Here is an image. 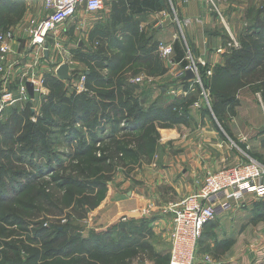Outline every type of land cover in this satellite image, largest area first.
Instances as JSON below:
<instances>
[{
	"label": "rangeland",
	"instance_id": "rangeland-1",
	"mask_svg": "<svg viewBox=\"0 0 264 264\" xmlns=\"http://www.w3.org/2000/svg\"><path fill=\"white\" fill-rule=\"evenodd\" d=\"M213 1L218 5V0ZM261 2L263 3L264 0L247 1L248 5L250 3L254 7L257 5V9H263ZM41 5L43 4L33 1L0 0V33L4 29H14L18 35H21V41H15L16 45L27 48V55L40 47H35L32 44V37L29 33L30 23L27 24V21L24 23L25 18L31 14L34 15L36 12L39 14ZM214 14H216L217 23L221 20L223 26L225 23L228 25V20H222L213 8ZM111 15L110 5H107L104 11L98 14L88 15L82 12L79 19L80 21L84 19V21L70 22L63 25L54 34H50L46 40L50 45V58L47 61L45 56L40 54L39 63L44 79V92L37 96L35 103L22 101L14 106H7L10 104L3 103L4 109L0 113V264H170L171 228L169 224L170 220L173 219V214L170 219L169 217L164 219L165 222L160 221V224H155L159 220L158 217L151 216L152 214H142L141 218L136 219L137 223L134 221L136 227L127 229V227L119 226L120 223H127L125 225L129 226L130 220H135V218L128 216L126 217L127 221L124 220L125 222L120 220L114 226L95 230L88 228L85 222L91 212L88 213L89 210L85 202H83L85 205L82 207H79L77 203L73 207L66 206L73 204L69 191H76L78 187H57L56 182L52 181L53 176H61L62 174V176L72 174L73 177H80L81 173H78L77 170H87L89 166L95 167L92 161L95 158H102L104 155L110 157L104 165L119 166L113 173L106 176L112 180L116 178L119 180L118 177L124 176L126 171L134 170L137 167L141 168L143 163L150 162L154 154L158 127L153 122L158 116L152 114L153 118L143 117V113L138 110L141 108L148 109L152 104L151 100L148 99L154 96L158 97L159 92L153 89L142 90L133 85L135 83L133 80L141 73H145L151 78L165 76L167 73L168 59L162 58L160 54L158 56L156 51L159 47L156 40L159 33L155 35L151 32L156 28L157 20L146 17L147 15H138L131 24L115 25ZM160 17L164 19V17ZM242 17L240 16L241 21L244 20ZM231 19L233 20V17H230ZM235 21L233 20V22ZM164 26H166V22L160 27ZM223 26L218 24L217 27L219 30L225 29L223 31L227 42L228 34L226 26ZM246 31L250 32L249 29ZM159 37L166 41L164 35L160 34ZM150 38L154 41H151ZM151 49L154 54L146 62V57L139 52ZM109 54L111 56L118 55L124 62L132 59L135 55L144 58L143 63L136 64L123 75L117 74L119 69V71H114L109 75V72L102 75L111 79L115 85L125 87V89L119 90L116 97L121 99L131 97L135 95L136 90L143 92L138 94V97L141 96L142 106L138 103L132 105L128 99H122L121 104L118 105L120 109L116 111L113 108L107 110V104L100 103L92 111L94 116L90 120L81 121L75 127L70 128L72 106H70L69 101H71V96L77 95V91H85L87 82L90 85L91 83L95 84V81L87 78L85 73L86 71H93L97 63H100L104 68L109 63ZM62 64H67L70 67V80H62L57 75V69ZM119 64H122V61H119ZM33 67L35 68V66ZM83 76L86 77L84 86L80 85ZM212 78L207 80V87L204 85L208 90H210L209 83ZM52 79L62 83L64 95L61 97L54 96L50 101L49 87L54 84ZM230 86L228 85V87ZM107 87L105 86V90L102 91H109L106 90ZM198 88L200 89V87ZM211 95L213 96L210 91V97ZM90 97H92L91 94ZM15 98L16 96L13 99ZM87 101L86 99V103ZM161 101L165 103L166 98ZM125 104L130 106L126 108ZM130 110L132 114H130V121L121 120L128 116ZM134 112L136 114H133ZM12 115L13 117H11ZM9 117H18L19 119L16 137L10 135L11 132L14 134L13 129L15 127L10 125ZM109 117L116 120L105 123L103 120ZM134 117L137 119L136 121ZM96 119H99V122H92ZM39 120L45 121L48 126L39 124ZM30 123L33 127H40V137L35 144L34 141L32 142ZM158 125L160 127L170 126L167 122ZM90 130L92 132L89 135ZM74 131L79 134L83 133L85 137L79 135L76 138L74 136L76 140L71 142L70 132ZM91 135L94 136V140L101 138V143L92 145L94 140H92ZM107 136H114V140L104 139ZM141 137L147 139H145L146 145L145 143L142 144ZM83 139L85 140L83 141ZM118 140L124 149L134 148L136 153H124L123 157L121 154L114 155L112 148L119 143ZM82 143L86 144V147H82L85 154L80 156L79 152L83 151L80 147ZM42 148L44 151H48L49 156L42 153L43 158L37 157ZM143 148L145 149L144 152ZM101 155L103 156L101 157ZM72 171H76V173ZM17 173L22 176L19 180L14 181L13 176ZM96 179L88 181L89 185L84 184L85 182L79 185L82 187L87 185L90 197L96 196L95 201L98 202V198L106 197L109 182L103 190H95L92 193ZM46 183L49 184V188H53L51 193L63 204L61 208L67 207L61 217L48 216L44 212L28 219L27 214H25L27 212H25L22 213L23 217L17 216V225L6 221V215L14 213L20 205H24L19 203L23 201L21 199L23 192L33 187L41 190ZM81 186H79V190H82ZM77 194L83 195V191H78ZM23 202L27 203V199ZM263 205L264 198L246 196L243 200L234 203L233 212L229 215L217 217L209 222L205 226L204 234L198 243L195 264H233L238 257L235 252L244 254L253 248L261 252L262 257L259 259L260 263H257L258 260H253L250 264H264V212L259 211ZM83 211H87L88 214L83 215ZM30 214L36 213L31 211ZM142 220L147 222L145 221L143 224ZM141 224L144 227L138 228V225ZM142 229L145 231L143 235L138 236V233L134 232ZM56 237L62 239L59 245L64 244V240L75 239L80 248L78 252H85V254L72 256L74 255L72 253L69 256L64 254L63 257H44L51 249L48 244H52ZM241 237L245 242L243 243L244 247L238 251L234 250L235 244ZM12 247L14 251L11 250ZM59 249L61 248H53L52 253L56 254ZM248 261L246 260L241 264H248Z\"/></svg>",
	"mask_w": 264,
	"mask_h": 264
},
{
	"label": "crops",
	"instance_id": "crops-1",
	"mask_svg": "<svg viewBox=\"0 0 264 264\" xmlns=\"http://www.w3.org/2000/svg\"><path fill=\"white\" fill-rule=\"evenodd\" d=\"M247 1L218 0V5L215 3L217 12L220 11L221 13L218 16L222 20H228V25L225 23L224 26L220 22L221 20L217 23L216 14L213 15V6L207 0H187L186 2L169 0L170 10L141 14V16L147 15L146 17L157 20L156 28L151 32L155 35L159 33L156 38L159 47L161 45H173L175 47L178 43L186 52L187 44L195 57L206 61V69L214 73V71L223 70L227 63V58H220L215 54L216 49L226 42L223 27L226 26V30L229 29L241 43V46H244L246 41L245 27L253 24L257 17L262 19L261 23L264 22V2H261L263 9H257V5L256 7L250 3L248 5ZM171 2H173L174 8ZM261 4H259L260 7ZM39 8V14L36 12L34 15L27 16L24 23L27 21L28 24L33 18L42 19L48 14L44 5ZM240 16H243V21L240 20ZM230 17L236 21L233 22ZM81 20L84 21V19ZM82 21L78 19L76 22ZM164 21L166 26L160 27L165 24ZM218 24L223 26L222 30L218 29ZM145 30L147 31V29ZM160 34L166 37V41L159 37ZM252 35L254 40L264 37L259 31ZM17 38L18 41H21V35L17 34ZM11 45L16 55H10L7 63L0 62V66L4 65L7 68L10 76L7 77V87L11 89L9 92L16 96L19 83L27 77L28 73H34L40 77L43 75L40 71V60L38 61V57L35 55L37 50L27 55V48L18 47L14 42ZM48 47L49 50L44 53L47 61L50 58L49 44ZM159 47L156 50L158 56L160 54ZM261 61L262 64L256 69L254 68L246 77L240 78L241 87L235 94V102L232 103V106H228L220 117H217L213 111L214 105L217 104L215 97L211 95L209 106L207 101L198 95L200 89L189 93L187 97L171 94L173 90L179 89L186 92L189 89V85L185 83L189 79L182 80L180 78L184 73V66H182L183 61L178 62L176 60V52L168 59L165 76L151 78L145 73L139 74L137 77L145 75L149 81H145L143 84L132 82L134 86L146 91L153 89L159 92L158 97L154 96L148 99L151 100L152 104L146 110L141 108L143 111H148L155 103H164L161 100L166 98L164 105L175 103L176 107L183 108L181 110L185 112L178 119L168 120L167 123L170 126L160 127L158 124L165 122L154 121L158 127V138L151 161L143 163L141 168L137 167L134 170L126 171L124 176L118 177L119 180L116 178L109 182L105 199L97 209L89 213L85 220L87 227L95 230L105 229L114 226L120 220H126L125 218L128 216L136 220L141 218L142 214H152L151 216L158 217L159 220L155 224H160L165 222L164 219L172 217V213H165L164 210L197 193L208 175L239 166L251 160L264 166V58ZM11 62L15 63V67L10 65ZM33 62H38L39 67L31 68ZM101 70L98 69L102 75L110 73L109 69ZM85 74L88 76L90 72L86 71ZM4 78L5 75L0 74V88L4 84ZM82 84L81 79L80 85ZM93 87L97 88L95 84ZM121 89H125V87L115 85L106 90L114 91L117 94ZM85 92L90 93L97 104H107L108 107L112 103L120 105L122 99H128L129 102L138 103L142 106L141 96L138 97V94L143 92L137 90L135 95L131 97L122 99L116 97L109 101L107 99L100 100L95 92L89 91L87 88L85 91H77V94H84ZM198 102L201 105L200 108L195 106ZM114 120L116 119L109 117L104 119V122L110 123ZM127 120L130 121V118ZM233 209L234 207L219 217L229 215ZM138 214L140 215L136 216ZM169 227L172 231L173 219L170 220ZM243 243L245 242L241 237L235 244L234 250L238 251L243 248ZM247 248L249 249V246ZM252 250L250 249L244 254L235 252L238 257L233 264H241L246 260H249L248 264L253 260H258L257 263H260L261 252L254 250V248Z\"/></svg>",
	"mask_w": 264,
	"mask_h": 264
},
{
	"label": "trees",
	"instance_id": "trees-1",
	"mask_svg": "<svg viewBox=\"0 0 264 264\" xmlns=\"http://www.w3.org/2000/svg\"><path fill=\"white\" fill-rule=\"evenodd\" d=\"M169 0H112L111 2L108 3V5L111 6V17L112 20L114 22L115 25H128L131 24L134 20V18L138 15L141 14H147V13H158V12H162L165 10H170V5H169ZM255 22L251 25H247L245 27L244 30V34L246 35L245 38V43L244 46H242V48L240 50H238L237 52L232 53L229 56H225L224 58H227V63H226V67L219 71L216 72L214 71L213 74V78L210 77H206V72L208 71L205 68H202V73H203V82L204 85L207 87V80L211 79V82L209 83V89L211 91V93L213 94V97H215V99L217 100V106L214 105L213 107V111L217 114V117H220L221 114L224 113V111H226L228 106H232V103L235 102V94L237 93L238 89L241 87L240 84V78L242 79V77H246L248 75V73L252 72V70H254V68L256 69L257 66H259L260 64H262L261 60L264 58V37H261L259 40H254L253 37V33L259 31L261 34L264 35V22L261 23V18H255ZM247 29L250 30V32L246 31ZM150 40L152 41L153 39L150 38ZM154 41V40H153ZM175 52H176V60L178 62H182V66L186 65V62L184 61L185 59V52L182 50V48L180 47V45L177 43L174 47ZM152 49L151 50H143L141 53L139 52V54H142L143 56L146 57V62L149 59V57L152 56ZM110 55V54H109ZM140 55H135L132 59H129L127 62H124V60H122L120 57H118V55H114V56H109V63L103 68L100 63H97V66L95 68H93V71H90V75L87 76V78L89 79H93L92 81H95V85L97 86V88L93 87V83H91V85L87 82V88L90 91H93L97 94V97L100 100H112L116 98V93H114V91H102L105 90V86H108L107 88H110L111 86H115L114 82L109 79L108 77H103L102 74H100L101 72L98 71L101 69H109L110 73L116 71H119L117 74L119 75H123V73L130 71L136 64L139 63V65L141 63H143V59L142 57H139ZM108 59V58H107ZM119 61H122V64H119ZM145 64V63H144ZM122 66V67H121ZM122 68V69H121ZM125 69L124 72H122V70ZM102 71V70H101ZM109 73V74H110ZM108 74V75H109ZM112 75V74H111ZM117 77V76H115ZM119 80H121V78H119ZM52 81L54 82L53 86L49 87L50 88V101L53 99L54 96H63L64 93L62 91L63 89V85L60 81L56 80V79H52ZM90 81V80H89ZM230 83V84H229ZM111 84V85H110ZM110 85V86H109ZM227 85V86H226ZM228 85H231L230 87H228ZM98 86H100V88H98ZM104 86V87H103ZM103 87V88H101ZM101 90V91H100ZM116 90V88H115ZM56 92V93H55ZM62 92V93H61ZM103 92V93H102ZM55 93V95H54ZM99 94V95H98ZM105 96V97H101V96ZM63 98V97H62ZM86 99L88 100L86 103ZM71 101H69L70 106L71 107V111H70V128L71 127H75L76 124H79L81 121H86V120H90V118H92V111L97 107V103L96 101L90 97V94L88 95L87 93H82V94H73L70 98ZM130 104H135L134 102H130ZM126 108H128L130 105L129 104H125ZM107 110L113 108V110L118 111L120 109V107L118 106V104L112 103L110 107H108V105L106 106ZM173 108H175L173 110ZM135 109V107H134ZM183 109V108H181ZM179 107H176L175 103H169V104H165L164 103H155L148 111H143L142 109H139V112L143 113V117H149V118H153V115H156L158 117H156L154 120H161L163 122H167L168 120H175L178 119L179 117L183 116V113L185 111L181 110ZM131 114V110L130 112L128 111V116L125 117L126 121L129 122L127 119L130 118ZM133 114H136L135 112ZM141 114V113H140ZM153 114V115H152ZM137 116V115H136ZM13 117V115L11 116ZM9 117V122L10 125H13L15 127V129H13V133H10V135L12 137H16V133L18 132V124H19V119L18 117H14L11 118ZM43 118V117H42ZM135 118V117H134ZM133 118V119H134ZM121 120H124V118H122ZM137 119L135 118V121ZM153 120V121H154ZM96 121L99 122V119H96ZM104 121V120H103ZM39 124H42L44 126H48L47 123H45V121H38ZM37 123V124H38ZM154 123V122H153ZM32 123H30L31 126V135H32V142L34 141V144L37 143V139L40 137V127L38 126H34L31 125ZM224 127V126H223ZM225 129V128H224ZM226 130V129H225ZM70 131H72L70 129ZM157 131V130H156ZM92 131L90 130L88 133L90 135ZM1 133V130H0ZM79 135L81 137H85V135L79 134L77 133V131L74 132H70V136L72 137V139L70 138V141L73 142L75 141V137L78 138ZM84 135V136H83ZM75 136V137H74ZM230 136V135H229ZM92 140H94V136L91 135ZM158 138V132L156 133V139L155 142L157 141ZM89 139V137H88ZM101 139V138H100ZM99 138H96L93 142L92 145H96L97 143H101V140ZM104 139H109V140H114V136H107V138ZM140 139H142V144L145 143V141L147 140L144 137H141ZM146 139V140H145ZM85 139H83L84 141ZM31 142V144H32ZM118 144L114 145L112 149H114L113 154L114 155H118L121 154V156L123 157L124 153H136L134 148H129V149H124L122 144H120V140H118ZM156 144V143H155ZM146 145V143H145ZM81 150L82 147H86L85 143H82L80 145ZM90 150V148H89ZM89 150H87L89 152ZM144 152V148L142 149ZM40 154H37V157L43 158V154L42 153H46L47 156H49L48 151H44V149L42 148L40 150ZM37 153V151H35ZM85 154V151H81L79 152L80 156H83ZM140 155V154H139ZM103 155H101L102 157ZM110 157H107L106 155H104L102 158L99 159H94V161H92L95 164L94 166H89V168L83 169L81 170H77L78 173H81L80 177H73L72 174L68 175V176H53L52 177V181L56 182V186L58 187H63V186H73V188L78 187L76 191L70 190L69 194L72 196L71 197V201H73V204L71 205H66L67 207H73L74 204L77 203V205L79 207H82L83 205L86 204L87 208H88V213L90 211H93L95 209H97L99 207V205L103 202V200L105 199V196L103 198H98L96 202V196L95 197H90L89 192H88V188L87 185H89L90 183H87L88 181L90 182L91 180L96 179L95 186L94 189H92V193L96 191L103 190L104 188H106L107 183L110 182L112 180V178H108L106 175L113 173L115 171V169L119 166H114V165H104L106 164V161L109 159ZM121 160V159H120ZM92 169V170H91ZM103 169V170H101ZM106 169V170H105ZM50 170V169H48ZM105 170V171H104ZM11 172H14L12 170H9ZM87 171V172H86ZM74 172V171H72ZM76 173V171L74 172ZM22 175L20 173H17L13 176V180L17 181L20 179ZM83 180V181H81ZM104 180V182H102ZM87 184L86 187H82L81 185H79L80 183ZM13 183V182H12ZM49 184H44V188L41 190L36 189V187L31 188L25 192H23L21 199H23V201L25 199H27V203L21 201L19 203H22L24 205H20V207L18 209H16V211H14V213L6 215V221L7 222H12L13 225H17V216L23 217L22 213L27 214V218L31 219L32 217L35 216H39L41 213L46 212L48 216H52V217H61L63 211H65L67 209V207L65 208H61L63 207V204L57 199V197L52 194V190L53 188H49L48 187ZM51 186V185H50ZM79 186H81L82 190H79ZM5 188H7V186H4ZM3 187V189H4ZM85 190V191H84ZM94 190V191H93ZM99 190V191H100ZM78 191H83V195H79L77 194ZM79 197H81V199H79ZM102 197V196H101ZM85 202V204L83 203ZM27 210V211H25ZM75 210V209H74ZM33 211L36 214H30V212ZM87 211H83V215H87ZM259 211L264 212V205L262 208L259 209ZM126 219V218H125ZM124 221V220H123ZM127 221V219L125 220ZM124 221V222H125ZM134 221L135 223H137V220L131 219L129 226H126L125 224L127 223H120L119 226L120 227H127V229H130L131 227H136L134 226ZM146 220H142L143 224ZM147 222V221H146ZM141 225H138L140 228L144 227ZM116 227V226H115ZM135 233H138L139 235H143L144 234V229L142 230H135ZM134 234V233H133ZM204 234V233H203ZM127 239V238H126ZM60 238L56 237L53 241L52 244H48L49 248H51L45 255L44 257H52V256H57V257H63V255L65 254L66 256L71 255L72 253H74L75 256L76 254H78L79 256L81 254H85V252L81 253L78 252L79 245L78 243L75 241V239H71V240H64V244L59 245L61 243ZM129 240V239H128ZM66 241H68L66 243ZM131 241V240H129ZM62 246V247H60ZM53 248H61L59 249V251H56L57 253L54 254L52 253ZM11 250H13V247L11 248ZM14 251V250H13ZM65 256V257H66ZM18 264V263H15Z\"/></svg>",
	"mask_w": 264,
	"mask_h": 264
},
{
	"label": "built area",
	"instance_id": "built-area-1",
	"mask_svg": "<svg viewBox=\"0 0 264 264\" xmlns=\"http://www.w3.org/2000/svg\"><path fill=\"white\" fill-rule=\"evenodd\" d=\"M11 1H33L44 5L48 14L42 19L33 18L30 20L29 33L32 37V44L38 52L35 55L40 60V54L49 50L47 38L50 34H54L63 25L70 22H76L79 15L85 12L88 15L98 14L104 11L106 6L112 0H11ZM187 0H181L186 2ZM212 4L215 12L216 5L213 0H207ZM171 5L174 8L173 2ZM224 20V19H223ZM17 32L14 29L2 30L0 33V62L7 63L10 55H16L11 43L18 41ZM228 40L216 49L215 54L224 58L242 48L241 43L233 36L231 31L227 29ZM27 47V44H26ZM39 49V50H38ZM42 49V51H40ZM34 50V51H36ZM161 56L169 59L175 53L173 45H161L159 47ZM184 73L180 78L186 79L187 73L190 72L193 77L185 81L189 85L186 92L182 90H173L171 94L175 96H188L189 93L195 92L198 87L199 96L207 101L210 106V93L204 86L202 68L207 66L204 59L195 57L192 50L186 44ZM12 67L15 63L11 62ZM38 62H33V66L37 67ZM4 74V84L0 88V113L4 109L3 103L15 105L22 101L35 103L38 95L44 92V79L34 73H28L16 89V98L8 91L7 77L9 76L7 68L0 66V74ZM206 77L213 76V71L208 70ZM10 77V76H9ZM85 76L82 77V85L84 86ZM149 79L143 75L137 77L133 82L143 84ZM28 83L34 87L35 96L31 97L28 92ZM195 106L201 107L200 103ZM211 109V107H209ZM246 196L264 198V166L256 161L244 162L239 166L224 169L214 174L208 175L202 183L201 189L182 200L181 203L171 205L166 208L165 213L173 214V228L170 234L171 250L170 264H195L196 251L198 243L203 236L205 226L219 216H223L232 210L234 203L243 200Z\"/></svg>",
	"mask_w": 264,
	"mask_h": 264
},
{
	"label": "water",
	"instance_id": "water-1",
	"mask_svg": "<svg viewBox=\"0 0 264 264\" xmlns=\"http://www.w3.org/2000/svg\"><path fill=\"white\" fill-rule=\"evenodd\" d=\"M57 75L62 80H70L71 76L69 74V66L67 64L60 65L59 68L57 69ZM192 77H193V75L190 72H188L186 79H190ZM28 92H29V95L31 97L35 96L34 87H33V85L31 83H28ZM139 215L140 214H138L136 216H139Z\"/></svg>",
	"mask_w": 264,
	"mask_h": 264
}]
</instances>
